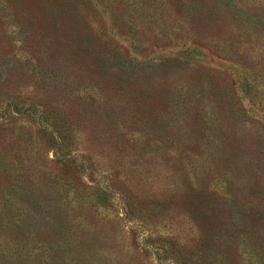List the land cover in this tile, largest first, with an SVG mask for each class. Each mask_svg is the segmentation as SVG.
Returning a JSON list of instances; mask_svg holds the SVG:
<instances>
[{
	"label": "rangeland",
	"instance_id": "374dc122",
	"mask_svg": "<svg viewBox=\"0 0 264 264\" xmlns=\"http://www.w3.org/2000/svg\"><path fill=\"white\" fill-rule=\"evenodd\" d=\"M0 264H264V0H0Z\"/></svg>",
	"mask_w": 264,
	"mask_h": 264
},
{
	"label": "trees",
	"instance_id": "16d2710c",
	"mask_svg": "<svg viewBox=\"0 0 264 264\" xmlns=\"http://www.w3.org/2000/svg\"><path fill=\"white\" fill-rule=\"evenodd\" d=\"M83 4L88 5L90 4L92 6L93 0H82ZM95 1V0H94ZM172 57H169V59H171ZM175 58V57H174Z\"/></svg>",
	"mask_w": 264,
	"mask_h": 264
}]
</instances>
